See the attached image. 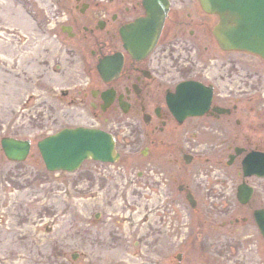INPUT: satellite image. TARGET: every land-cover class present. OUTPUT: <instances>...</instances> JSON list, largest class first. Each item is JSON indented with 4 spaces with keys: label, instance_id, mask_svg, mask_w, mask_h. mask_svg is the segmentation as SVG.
I'll return each mask as SVG.
<instances>
[{
    "label": "flooded vegetation",
    "instance_id": "af4514ba",
    "mask_svg": "<svg viewBox=\"0 0 264 264\" xmlns=\"http://www.w3.org/2000/svg\"><path fill=\"white\" fill-rule=\"evenodd\" d=\"M50 2L56 36L62 34L85 73L60 98L86 116L79 126L111 133L118 150L128 145L136 195L157 201L151 212L172 235L185 225L196 232L222 229L226 264L235 250L252 245L255 264H264V177H246L243 169L250 154L264 155V76L256 67L238 66V53L219 47L212 33L217 16L205 13L199 0ZM149 14L150 25L140 24ZM187 82L204 90L184 96L195 101L191 110L177 96ZM242 186L252 189L245 203ZM206 205L212 214L202 210ZM193 242L189 235L179 240L182 262Z\"/></svg>",
    "mask_w": 264,
    "mask_h": 264
},
{
    "label": "rangeland",
    "instance_id": "374dc122",
    "mask_svg": "<svg viewBox=\"0 0 264 264\" xmlns=\"http://www.w3.org/2000/svg\"><path fill=\"white\" fill-rule=\"evenodd\" d=\"M52 12L50 0H0V141H32L22 163L7 160L0 144V264H176L186 235L195 244L183 264H226L222 229L196 232L185 225L172 235L173 228L151 212L157 201L136 195L128 145L120 147L122 160L112 168L84 163L75 173L46 170L37 143L87 121L60 99L85 73L60 32L57 38ZM234 57L238 66L256 67L264 76L258 57ZM204 209L213 213L209 205ZM244 249L230 254L229 264H255V246Z\"/></svg>",
    "mask_w": 264,
    "mask_h": 264
},
{
    "label": "water",
    "instance_id": "95a60500",
    "mask_svg": "<svg viewBox=\"0 0 264 264\" xmlns=\"http://www.w3.org/2000/svg\"><path fill=\"white\" fill-rule=\"evenodd\" d=\"M199 1L206 12L219 16L213 33L222 49L244 51L264 60V0ZM1 146L12 162L25 161L31 150L30 141L14 138L2 139ZM38 148L48 171L74 172L87 159L115 162L119 157L112 135L86 128L64 129L40 141Z\"/></svg>",
    "mask_w": 264,
    "mask_h": 264
}]
</instances>
